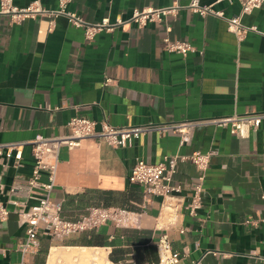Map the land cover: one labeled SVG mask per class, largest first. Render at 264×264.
I'll return each mask as SVG.
<instances>
[{"label": "crops", "instance_id": "1", "mask_svg": "<svg viewBox=\"0 0 264 264\" xmlns=\"http://www.w3.org/2000/svg\"><path fill=\"white\" fill-rule=\"evenodd\" d=\"M41 1L58 6V0ZM175 2L190 0H72L68 9L88 21H114L128 20L134 8ZM201 2L229 17L242 9V0ZM242 22L258 31L239 40L224 18L182 8L142 28L131 22L101 31L89 42L65 16L16 22L0 14V143L68 134V122L78 115L126 126L264 111V5ZM167 36L197 51L169 52ZM180 140L171 131L142 135L126 147L94 139L63 146L52 192L62 215L75 219L92 206L126 207L134 222H108L64 239L41 236L38 250L25 255L19 245L27 225L19 222L15 202L27 198L10 187L31 176L32 147H24L19 164L14 155L0 157V202L11 210L0 221V264H143L158 261L165 235L181 255L175 264H264V223L258 221L264 216V127L241 138L210 125L196 128L190 142ZM194 151L212 152L197 215L185 208L201 175L191 161L178 164L174 181L183 189L166 202L128 179L137 159L159 163Z\"/></svg>", "mask_w": 264, "mask_h": 264}, {"label": "built area", "instance_id": "2", "mask_svg": "<svg viewBox=\"0 0 264 264\" xmlns=\"http://www.w3.org/2000/svg\"><path fill=\"white\" fill-rule=\"evenodd\" d=\"M72 0H58L56 8L46 7L41 0H32L27 5L21 6L16 0H0V14L8 15L13 21L20 22L27 18L49 16L54 19L57 16H65L75 27L84 30L87 41H93L101 31H113L116 27L134 22L140 28L149 22H160L168 14H177L180 9L188 8L201 16L215 15L224 18L230 31L234 32L239 40H242L250 30L258 31L256 26L243 24L242 17L264 5V0H242V9L239 15L229 17L223 10L216 9L212 4H202L201 0H190L187 5L175 2L163 7L134 8L132 16L128 20L117 17L112 21L109 17H103L99 21H88L78 12L68 9ZM164 48L169 52L186 55L197 51L189 41L173 40L169 36L164 38ZM99 124V127H98ZM215 126L229 129L237 137H249L252 133L264 127V111H248L246 113H234L232 115L181 120L173 122L147 123L142 125L115 126L103 119L98 122L84 116H74L67 126L69 133L65 135L37 134L29 142L0 143V157L15 156L16 163H20L24 147L29 144L32 147L34 158L31 176L25 183L14 182L10 187V193L23 194L26 202H15L18 206L15 212L19 222L27 225L26 236L19 245L23 255L36 252L40 246V237L47 236L52 239H64L73 234L98 230L108 222L117 226H125L134 222L132 212L126 207L92 206L78 218L69 219L62 215L63 206L52 200V192L56 185L60 150L63 146L68 148L78 147L84 140L94 139L104 142L112 147H126L142 135L156 132L160 135L168 132H176L180 135L182 145L192 139L194 130L198 127ZM212 158V152L194 151L191 154L166 155L159 163H151L144 159H137L131 168L128 179L130 183L143 187L146 195H158L164 202L176 197L182 192L183 186L174 181L178 171V164L183 161H191L201 172L199 182L195 185L194 195L186 205V210L191 215H197V210L202 205L203 180ZM169 206H166L167 208ZM11 210L0 202V221L8 220ZM258 221L264 223V216ZM255 220H247L248 223H256ZM158 261L143 264H175L181 255L171 251L167 236L160 239L158 245ZM196 264V263H195Z\"/></svg>", "mask_w": 264, "mask_h": 264}]
</instances>
